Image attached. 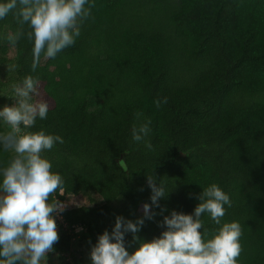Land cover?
I'll list each match as a JSON object with an SVG mask.
<instances>
[{
    "label": "trees",
    "instance_id": "obj_1",
    "mask_svg": "<svg viewBox=\"0 0 264 264\" xmlns=\"http://www.w3.org/2000/svg\"><path fill=\"white\" fill-rule=\"evenodd\" d=\"M89 3L95 7L76 43L54 59L42 56L35 71L32 44L6 39L18 27L13 15L0 20V108L13 103V83L39 78L36 99L49 110L28 131L63 138L43 154L64 179L55 198L82 197L62 220L56 216L59 241L47 261L91 264V248L117 216L144 218L139 240L125 233L131 254L161 236L173 210L194 214L203 187L216 183L232 202L222 223L241 224L238 264H264V0ZM8 63L19 67L8 72ZM163 97L168 102L157 108ZM148 120L152 149L132 139L133 126ZM11 157L0 145V167ZM151 173L169 188L158 205ZM145 203L152 219L144 217ZM201 219L207 239L219 226L206 214ZM77 226L81 232H70Z\"/></svg>",
    "mask_w": 264,
    "mask_h": 264
},
{
    "label": "clouds",
    "instance_id": "obj_2",
    "mask_svg": "<svg viewBox=\"0 0 264 264\" xmlns=\"http://www.w3.org/2000/svg\"><path fill=\"white\" fill-rule=\"evenodd\" d=\"M87 5V7H86ZM95 7L89 0H0V20L12 14L18 25L6 36L11 45L26 38L32 44V70L41 62L54 59L64 49L73 46L81 35V26L91 16ZM19 65L8 63L7 71L15 72ZM38 77L26 75L19 83L11 85V105L0 108V122L7 130L0 132V145L13 153L8 164L0 167V264H47L48 253L59 241L56 216L66 205L55 198L64 194V179L52 171V163L43 155L59 142L60 135L32 129L37 119H46L49 105L40 97ZM168 102L167 97L157 98V108ZM143 114L137 112L136 119ZM151 121L132 128V139L145 142ZM126 172L124 160L119 161ZM151 188V202L158 205L167 195L163 179L159 184L151 173L147 175ZM51 197V199H50ZM194 214L173 210L162 224L166 230L151 241H141L131 254L125 247V233L131 232L133 240L144 224V218L135 222L117 216L111 233L99 235L91 248V264H238L242 252L241 224L223 222L225 205L232 206L229 195L216 183L203 187ZM144 217L155 215L150 205H143ZM207 215L219 226L209 238L202 216ZM204 229L203 233L200 229Z\"/></svg>",
    "mask_w": 264,
    "mask_h": 264
},
{
    "label": "rangeland",
    "instance_id": "obj_3",
    "mask_svg": "<svg viewBox=\"0 0 264 264\" xmlns=\"http://www.w3.org/2000/svg\"><path fill=\"white\" fill-rule=\"evenodd\" d=\"M91 109L93 110V109H96V106L95 105H93V106H91ZM4 128V130L2 131V132H4V131H6L7 130V126H4L3 127ZM11 154L13 155V153L11 152ZM81 200H82V197H80V196H76V195H67L66 196V199L65 200H63L62 202L66 205V207H65V209H67V208H69V207H71V206H75V205H79V204H81ZM59 219H61V217H59ZM81 230H82V228L81 227H76L75 228V231H70V232H74V233H78V232H81ZM47 264H52L51 262H49V261H47Z\"/></svg>",
    "mask_w": 264,
    "mask_h": 264
},
{
    "label": "built area",
    "instance_id": "obj_4",
    "mask_svg": "<svg viewBox=\"0 0 264 264\" xmlns=\"http://www.w3.org/2000/svg\"><path fill=\"white\" fill-rule=\"evenodd\" d=\"M57 216H58V218L61 217V219H59V220H62L63 219V216H62L61 213H59V215H57Z\"/></svg>",
    "mask_w": 264,
    "mask_h": 264
}]
</instances>
